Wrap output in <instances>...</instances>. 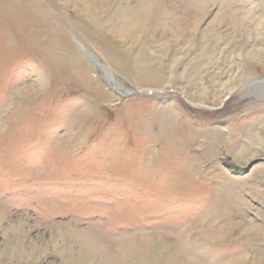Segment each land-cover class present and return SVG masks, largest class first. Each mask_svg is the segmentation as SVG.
Listing matches in <instances>:
<instances>
[{
  "label": "rangeland",
  "instance_id": "1",
  "mask_svg": "<svg viewBox=\"0 0 264 264\" xmlns=\"http://www.w3.org/2000/svg\"><path fill=\"white\" fill-rule=\"evenodd\" d=\"M259 137L264 0H0V264H264Z\"/></svg>",
  "mask_w": 264,
  "mask_h": 264
},
{
  "label": "bare ground",
  "instance_id": "2",
  "mask_svg": "<svg viewBox=\"0 0 264 264\" xmlns=\"http://www.w3.org/2000/svg\"><path fill=\"white\" fill-rule=\"evenodd\" d=\"M111 82H114V80H113V78L111 79ZM120 90V89H119ZM123 92V91H122ZM264 141L263 139L261 140V138L259 137L258 139H256V142H258V141ZM260 143V142H259Z\"/></svg>",
  "mask_w": 264,
  "mask_h": 264
}]
</instances>
